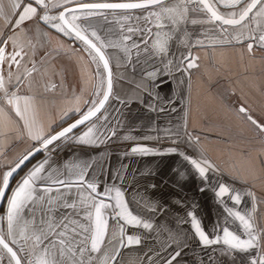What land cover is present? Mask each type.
Returning a JSON list of instances; mask_svg holds the SVG:
<instances>
[{
  "label": "snow or ice",
  "instance_id": "obj_1",
  "mask_svg": "<svg viewBox=\"0 0 264 264\" xmlns=\"http://www.w3.org/2000/svg\"><path fill=\"white\" fill-rule=\"evenodd\" d=\"M220 7L229 11L225 14ZM100 19L116 25L117 30L102 33L98 28ZM0 20V136L15 132L27 143L22 153L0 161V201L6 202V209L0 210V264H119L121 250L144 243L138 230H143V236L155 232L143 264H180L186 238L181 239L179 230L156 228L153 223V215L166 210L164 204L147 194L141 196L135 187L130 191L123 169L108 182L89 179L91 164L66 162L56 166L52 154L65 141L99 145L116 137V129L108 126L107 106L113 99L127 101L114 96L113 62L132 65L160 57L165 68H171L173 60L164 59L170 53L171 42L179 38L185 48L204 46L201 39H196L195 45L191 43L189 24L210 25L217 33L215 43L235 42L250 54L254 47L264 50V0H8L7 4L0 0ZM42 26L79 41L89 63L95 65L89 74L92 90L88 97L73 94L72 103L60 117L79 113V118L66 127L46 123L30 91L35 75L46 74L41 67L48 55L47 50L44 56L38 55V46L43 44L34 42V38L38 33L45 43H52L51 31H44ZM61 49L64 44L57 39L53 50ZM198 59L188 51L180 63L186 61V68L192 69L198 67ZM147 75L155 78L158 73ZM57 87L51 83L46 90ZM135 87L152 95L142 83ZM238 111L264 133V122L254 119L243 106ZM81 126L85 130L76 135L74 130ZM179 136L178 132L172 139L174 145L179 143ZM188 139L199 140L191 136ZM129 151L133 155H162L177 153L178 148L170 146L161 152L137 143L130 145ZM43 153L48 155L33 164L13 187L15 174ZM180 155L204 181H209L210 172L220 171L203 154ZM150 187L155 189L156 185ZM214 191L222 203L228 196L233 207L225 206L223 223L214 225L211 233L195 212H187L189 219L184 222L190 225L199 246H220L222 255L234 261L239 255L241 264H264V224L256 219L255 193L244 194L252 198L251 207L239 210L236 206L243 200L240 192L224 183H218ZM110 219L116 226L111 234ZM231 223H237V229L230 228ZM208 264H214L213 255L208 256Z\"/></svg>",
  "mask_w": 264,
  "mask_h": 264
},
{
  "label": "crops",
  "instance_id": "obj_2",
  "mask_svg": "<svg viewBox=\"0 0 264 264\" xmlns=\"http://www.w3.org/2000/svg\"><path fill=\"white\" fill-rule=\"evenodd\" d=\"M7 3L8 0H5ZM220 11L226 14L229 9L220 7ZM2 25L0 20V27ZM42 27L44 31H51L52 43H45V38L38 33L34 38V42L43 44V47L38 46V55L44 56L45 50L48 55L44 56L43 66L38 65L46 74L35 75L30 91L36 97L41 118L46 123L53 122L54 127H64L79 117V113H71L60 119L72 103L73 94L88 97L92 90L88 82L89 74L95 65L89 63L84 46L79 41ZM98 28L102 33L117 30L116 25L105 23L102 19ZM187 31L191 33L193 45L196 39H201L204 46L185 48L177 38L171 42L170 53L164 58L173 60L171 68H165L160 57L132 65L113 62L114 96L127 101L121 103L113 99L107 106L108 126L116 129V137L99 145L65 142L52 155L56 166L66 162L91 164L88 178L104 182H108L117 170L123 169L130 191L135 187L141 196L147 194L165 205L164 212L152 217L156 228L166 226L179 230L181 239L186 238L187 246L180 264H200L202 260L203 264H208L209 255L214 256V264H241L239 255L234 261L220 253V246L202 249L192 235L190 225L184 221L189 219L187 212H195L209 233L214 225L223 223L226 215L224 208L233 207V202L225 196L222 203L214 189L218 183H224L242 194V204L236 206L239 210L251 207L252 198L244 194L249 191L255 193L256 219L264 224V133L257 131L238 111L243 106L254 119L264 122V50L254 47L250 54L243 45L235 42L215 43L217 33L211 31L210 25L189 24ZM57 39L62 41L64 49L53 50ZM188 51L199 58L196 61L198 67L187 69L186 61L180 63ZM152 71L158 73L157 77H148L147 73ZM51 83H56L58 87L46 90V85L50 87ZM141 83L149 88L151 96L136 89L135 85ZM160 108L164 111H159ZM178 132L179 143L174 145L172 139ZM181 133L187 139L189 136L198 137V141L188 139L189 144L198 157L203 154L219 168V172L209 173V181L202 180L196 172L181 174ZM126 136L132 139H125ZM145 136L159 137V140L143 139ZM137 143L161 152L170 146L177 147L178 152L133 155L129 146ZM26 147L27 143L19 140L15 132L0 136V152L4 153L0 161L13 158ZM47 155L41 154L33 164ZM153 184L155 189L150 187ZM202 188L204 191H201ZM131 196H135V192ZM4 209L6 202L1 210ZM229 226L237 229V223ZM115 227L110 219V234ZM138 231L144 243L121 250L119 264H143L145 261L144 253L148 246L153 245L155 232L152 236H143V230ZM107 247L111 248V245Z\"/></svg>",
  "mask_w": 264,
  "mask_h": 264
},
{
  "label": "rangeland",
  "instance_id": "obj_3",
  "mask_svg": "<svg viewBox=\"0 0 264 264\" xmlns=\"http://www.w3.org/2000/svg\"><path fill=\"white\" fill-rule=\"evenodd\" d=\"M81 130L82 129L76 131L75 134L77 135ZM65 142H69V141H65ZM179 151H180V153H184L186 155H191V156L198 157V154H197L196 150L189 144L188 139H187V136L184 137V135L182 133H181V149ZM40 156H38L32 162H30L24 168V170H26L28 167H30ZM182 173H185V174L191 173L192 174V173H195V170L191 167L190 164H188V162L181 155V174Z\"/></svg>",
  "mask_w": 264,
  "mask_h": 264
},
{
  "label": "water",
  "instance_id": "obj_4",
  "mask_svg": "<svg viewBox=\"0 0 264 264\" xmlns=\"http://www.w3.org/2000/svg\"><path fill=\"white\" fill-rule=\"evenodd\" d=\"M79 118V117H78ZM78 118H76V119H78ZM75 119V120H76ZM75 120H73L72 122H74ZM72 122H70V123H72ZM69 123V124H70ZM66 126H68V124L67 125H65L64 127H66ZM84 126H81L79 129H76V130H74V132H76V131H78V130H80V129H82ZM41 154H37L31 161H29V162H27L26 163V165L21 169V170H19L16 174H15V176H14V178H13V182L15 181V179L18 177V175L20 174V172L30 163V162H32L35 158H37L38 156H40ZM13 185V184H12ZM3 204H4V201H0V210L2 209V207H3Z\"/></svg>",
  "mask_w": 264,
  "mask_h": 264
},
{
  "label": "trees",
  "instance_id": "obj_5",
  "mask_svg": "<svg viewBox=\"0 0 264 264\" xmlns=\"http://www.w3.org/2000/svg\"><path fill=\"white\" fill-rule=\"evenodd\" d=\"M23 170H24V169H23ZM23 170H22V171H23ZM22 171H21V172H22ZM21 172H20V174H21ZM20 174H19V175H20ZM19 175H18V177H19ZM18 177H17V178H18ZM17 178H16V179H17ZM16 179H15V180H16Z\"/></svg>",
  "mask_w": 264,
  "mask_h": 264
}]
</instances>
